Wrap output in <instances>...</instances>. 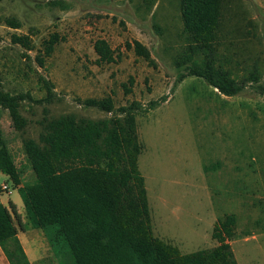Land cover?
<instances>
[{"label":"rangeland","instance_id":"374dc122","mask_svg":"<svg viewBox=\"0 0 264 264\" xmlns=\"http://www.w3.org/2000/svg\"><path fill=\"white\" fill-rule=\"evenodd\" d=\"M6 17L17 18L21 26L5 25ZM182 30L179 0H0L1 88L30 96L19 106L26 119L23 130L14 129L2 107L0 130L24 185L35 175L22 139L37 141L43 118L73 114L100 120L132 101L142 109L156 101L135 115L142 145L138 169L153 235L181 253L212 248L217 244L211 237L215 221L233 213L231 250L237 264H264V90L259 88L264 80V0H222L218 60L238 81L250 72L258 76L234 96L219 93L200 77L178 81L184 71L173 61L184 46ZM12 33L28 34L30 50L13 44ZM52 33L60 40L45 57L42 41ZM97 39L109 44L114 62H95ZM133 40L148 48L153 64L125 47ZM41 77L53 83L50 102L44 100ZM107 96L113 111L83 104ZM20 197L0 172V200L8 204L9 198H18L17 219L30 224ZM43 232L47 246H41L33 264H73L56 230Z\"/></svg>","mask_w":264,"mask_h":264},{"label":"trees","instance_id":"16d2710c","mask_svg":"<svg viewBox=\"0 0 264 264\" xmlns=\"http://www.w3.org/2000/svg\"><path fill=\"white\" fill-rule=\"evenodd\" d=\"M184 46L174 58L186 76L200 77L225 96H234L245 83L258 81L250 72L236 80L217 57V30L222 0H179ZM4 24L17 29L21 22L4 18ZM13 44L31 48L28 34L10 35ZM60 40L52 33L42 41L43 55L49 56ZM125 47L153 64L150 51L138 40ZM97 64L116 60L114 51L104 39L93 44ZM24 56L26 54H23ZM42 64V58H36ZM50 102L54 98L53 83L40 78ZM130 83L132 79L130 78ZM125 91L130 92L123 84ZM264 90V80L259 85ZM25 93L4 91L0 84V107L8 111L15 130L22 131L26 119L21 115ZM86 106L113 111L111 97L87 98ZM157 102L148 104L153 108ZM141 108L132 101L117 108L110 118L77 119L73 114L43 118L38 140L23 138L22 146L35 175L31 183L21 185L13 157L0 130V172L18 189L28 221L43 230L54 228L63 239L73 264H237L230 240L235 233L236 217L225 214L215 221L212 248L181 253L177 246L152 233L150 210L144 178L138 169L142 145L138 141L135 115ZM15 205L0 203V248L9 264H30L17 238Z\"/></svg>","mask_w":264,"mask_h":264},{"label":"crops","instance_id":"0c3cea01","mask_svg":"<svg viewBox=\"0 0 264 264\" xmlns=\"http://www.w3.org/2000/svg\"><path fill=\"white\" fill-rule=\"evenodd\" d=\"M17 189V188H16ZM21 199V197H20ZM11 201L15 205L16 212L18 216H20V210H18V198L16 200L8 199V202ZM22 201V199H21ZM0 203H2L5 206H8L5 202L0 200ZM23 204V202H22ZM24 207V206H23ZM20 225L18 226V232H17V238L19 239L24 252L26 253V256L28 258V261L30 264H33V262L36 259H39L41 257L39 255V251H41V246H47L44 242V232L41 228L33 227L30 224H26L24 220L18 219ZM232 240V239H231ZM231 240L229 241L231 244ZM38 256L37 258H32L30 255ZM0 264H9L8 260L6 259L5 255L3 254L1 248H0Z\"/></svg>","mask_w":264,"mask_h":264},{"label":"built area","instance_id":"2783aa9c","mask_svg":"<svg viewBox=\"0 0 264 264\" xmlns=\"http://www.w3.org/2000/svg\"><path fill=\"white\" fill-rule=\"evenodd\" d=\"M3 188H7V186L6 185H3Z\"/></svg>","mask_w":264,"mask_h":264}]
</instances>
